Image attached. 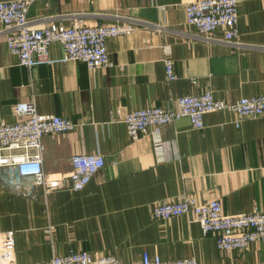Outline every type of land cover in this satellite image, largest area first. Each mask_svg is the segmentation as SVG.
<instances>
[{
	"label": "crops",
	"instance_id": "0c3cea01",
	"mask_svg": "<svg viewBox=\"0 0 264 264\" xmlns=\"http://www.w3.org/2000/svg\"><path fill=\"white\" fill-rule=\"evenodd\" d=\"M193 1L32 3L28 15L36 25L44 18L63 26L142 21L134 33L107 39L113 67L90 70L71 60L29 69L0 32V121L15 122L14 105L34 100L40 113L78 124L44 136V168L52 177L71 172L74 154L105 158L83 190L62 188L47 196L32 179L0 167V231L15 232L19 264H50L54 254L80 250L126 264L145 252L197 264H264V240L224 252L192 216L160 220L153 214L155 203L180 194L218 199L231 214L264 208V115L237 127L233 112H208L202 129L183 117L162 129L160 147L149 135L134 141L122 121L133 110L173 106L178 97L208 89L223 100L264 94V0L240 4L235 45L201 37L187 24L186 5ZM165 46L171 47L174 80L167 78ZM49 55L62 57V44L53 42Z\"/></svg>",
	"mask_w": 264,
	"mask_h": 264
},
{
	"label": "built area",
	"instance_id": "2783aa9c",
	"mask_svg": "<svg viewBox=\"0 0 264 264\" xmlns=\"http://www.w3.org/2000/svg\"><path fill=\"white\" fill-rule=\"evenodd\" d=\"M35 0L0 1V30L6 37L10 52L17 55L20 64L31 69L37 65L78 60L90 70L113 67L107 39L130 35L139 20L119 19L114 23L87 24L74 21L70 26L57 24L51 18L34 24L29 10ZM244 0H197L186 5V22L196 33L211 41L231 44L238 42L239 6ZM49 20V21H47ZM221 31L222 36H216ZM59 42L64 55L52 58L49 47ZM165 66L168 80L176 73L171 47L165 46ZM228 110L237 118V127L249 118L264 115V94L243 96L237 100L216 99L211 90L199 95L178 97L173 106H151L133 110L122 117L129 136L135 141L144 135L151 136L158 147L163 143L162 129L183 117L189 118L196 129L204 128V115L208 112ZM17 120L0 121V167L13 169L19 178H29L42 187L45 195L51 191L70 188L83 190L92 177L105 166L101 154H74L72 170L65 177H52L44 168L46 149L44 136L73 131L78 124L67 117L40 113L34 100L14 105ZM153 214L167 220L180 216H192L205 233H214L218 249L224 252L245 250L253 241L264 240V208L255 207L247 213H226L218 199L200 202L194 196L184 194L167 197L155 203ZM0 264H19L16 255L15 232L0 231ZM35 264V263H29ZM50 264H126L113 255H93L86 250L54 254ZM132 264H197L193 258L162 259L145 252L141 260Z\"/></svg>",
	"mask_w": 264,
	"mask_h": 264
}]
</instances>
